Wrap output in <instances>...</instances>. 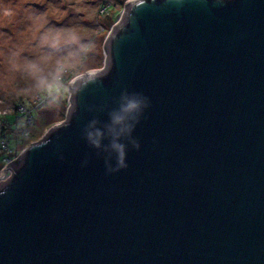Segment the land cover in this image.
Returning <instances> with one entry per match:
<instances>
[{"label": "water", "instance_id": "water-1", "mask_svg": "<svg viewBox=\"0 0 264 264\" xmlns=\"http://www.w3.org/2000/svg\"><path fill=\"white\" fill-rule=\"evenodd\" d=\"M103 55L0 181V264H264V0H127ZM125 89L150 107L106 174L82 130Z\"/></svg>", "mask_w": 264, "mask_h": 264}, {"label": "rangeland", "instance_id": "rangeland-1", "mask_svg": "<svg viewBox=\"0 0 264 264\" xmlns=\"http://www.w3.org/2000/svg\"><path fill=\"white\" fill-rule=\"evenodd\" d=\"M103 1L114 5L116 20L127 0H0V119L12 112L17 101L21 102L17 110L29 107L34 115L22 143L9 149L1 142L0 181L7 178L9 157H16L49 126L64 120L69 81L103 66L108 30L100 23L105 17ZM69 74L70 79L61 83ZM52 76L63 85L55 103L50 102L48 90L38 86L41 77ZM14 118L11 114L9 120ZM1 128L0 122V132Z\"/></svg>", "mask_w": 264, "mask_h": 264}, {"label": "clouds", "instance_id": "clouds-1", "mask_svg": "<svg viewBox=\"0 0 264 264\" xmlns=\"http://www.w3.org/2000/svg\"><path fill=\"white\" fill-rule=\"evenodd\" d=\"M38 86L48 90L50 102L53 103L59 99L58 92L63 88L58 76H52L50 79L41 77ZM115 105L107 112V121H101L94 115L82 130L87 145L95 149L98 156L103 154L106 174H113L128 167L126 159L129 146L132 150L140 149V142L132 133L140 123L145 110L150 107V100L143 93L129 92L125 89L121 91ZM88 111L103 112L104 108L92 107ZM59 159L63 161L64 157L61 155ZM87 164L86 157L81 162V167H86Z\"/></svg>", "mask_w": 264, "mask_h": 264}, {"label": "trees", "instance_id": "trees-1", "mask_svg": "<svg viewBox=\"0 0 264 264\" xmlns=\"http://www.w3.org/2000/svg\"><path fill=\"white\" fill-rule=\"evenodd\" d=\"M103 8V11L105 12V17H103V21H100L101 25L106 30L110 27V25L115 20V7L114 5L109 4L107 1H103V3L100 6ZM70 74L65 77L61 78V83L67 82L68 79H70ZM60 92H63L62 90ZM20 101H17L14 105V109L11 113H4L3 116L0 119V122L2 124L1 132H0V148H2L1 142H3L9 149H12L15 144L22 143V139L24 135H27L28 129H25L27 126L26 124L30 125L31 122L34 119V115L29 110V107L23 108L22 110H17V104H20ZM14 115V121L9 120L10 115ZM15 124L13 128H11V125ZM12 139L13 142H12ZM13 145V147H11ZM15 156L9 157L6 160L7 166L5 168L6 175L10 173L9 166L14 162ZM11 160L12 162L9 163L8 161ZM5 163V164H6ZM4 172V171H3Z\"/></svg>", "mask_w": 264, "mask_h": 264}, {"label": "built area", "instance_id": "built-area-1", "mask_svg": "<svg viewBox=\"0 0 264 264\" xmlns=\"http://www.w3.org/2000/svg\"><path fill=\"white\" fill-rule=\"evenodd\" d=\"M122 10H123V9H122ZM118 18H119V17H118ZM118 18H117V19H116V20L110 25V27H109L108 30L106 31V34H107L108 31L110 30L111 26L117 22ZM106 34H105V35H106ZM15 158H16V157H15ZM15 158H14V159H15ZM14 159H13V160H14ZM8 162L11 163L12 161L9 160ZM8 175H9V174H7L6 176H8Z\"/></svg>", "mask_w": 264, "mask_h": 264}]
</instances>
